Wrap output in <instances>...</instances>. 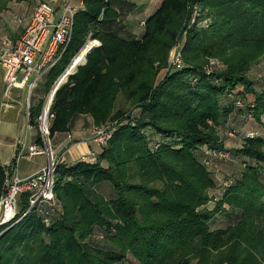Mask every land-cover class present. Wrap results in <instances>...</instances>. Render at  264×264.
<instances>
[{
  "label": "trees",
  "instance_id": "16d2710c",
  "mask_svg": "<svg viewBox=\"0 0 264 264\" xmlns=\"http://www.w3.org/2000/svg\"><path fill=\"white\" fill-rule=\"evenodd\" d=\"M85 5L46 89L90 33L101 46L56 92L50 136L80 114L112 136L92 163H57L49 223L31 211L0 227V264H264V84L249 74L264 61V0H163L140 38L112 30L114 0ZM12 166L0 164V199ZM219 212L231 223L212 228Z\"/></svg>",
  "mask_w": 264,
  "mask_h": 264
},
{
  "label": "built area",
  "instance_id": "2783aa9c",
  "mask_svg": "<svg viewBox=\"0 0 264 264\" xmlns=\"http://www.w3.org/2000/svg\"><path fill=\"white\" fill-rule=\"evenodd\" d=\"M85 9V0H39L25 25L21 18L17 20L19 26H24L16 40L10 36L0 37V66L4 69V82L9 89L26 91L27 129L32 124L31 97L40 81L62 59L73 39L75 18ZM98 20H103V14ZM100 46V40L90 33L79 52L48 90L36 122L43 146L28 147L29 156L46 153L48 164L26 178H21L18 174L9 176L7 190L0 199V227L10 228L31 211L37 212L45 223H49L51 213L57 207L54 192L57 161L50 136L51 122L54 119L53 100L58 89L67 82L70 75L76 73L78 67L86 63L88 54ZM81 53L82 61L74 65L75 59ZM170 64L177 68L182 66L178 46L174 47L170 54ZM99 128L101 130L96 131L94 140L104 146L111 138L112 132L109 127ZM20 156L21 154L18 157ZM7 166H12V161L7 162ZM24 194L28 195L29 207L22 212L20 203Z\"/></svg>",
  "mask_w": 264,
  "mask_h": 264
},
{
  "label": "crops",
  "instance_id": "0c3cea01",
  "mask_svg": "<svg viewBox=\"0 0 264 264\" xmlns=\"http://www.w3.org/2000/svg\"><path fill=\"white\" fill-rule=\"evenodd\" d=\"M25 1H29L30 13H33L36 7L32 5L34 0H22L20 3ZM141 4L142 0H114V8L119 17L113 23L112 30L125 38H140L144 33L146 19L159 7L158 5L151 9L148 8L145 14L140 15L138 11ZM30 13L31 16L32 13ZM24 25H20V27L22 28ZM18 33V31H14L10 37L16 40L19 37ZM0 69L3 81L0 89V128L3 126L2 129L5 132H12L15 135V137L6 136L7 139L12 140L10 147H6V152L12 155L0 164L7 165V162L16 159L13 164V175L18 174L21 178H26L39 172L48 164V155L46 153L28 155L29 146H43L41 135L37 124L32 123L31 127L27 129L26 91L9 89L3 79L4 69L1 66ZM46 78L47 76L40 81L35 89L30 101L31 107H35L41 100L44 101L48 92L45 86ZM95 127L93 118L90 115L80 114L74 117L68 131L55 133L52 136V149L57 163L71 166L79 161L94 162L102 151V146L93 139ZM24 145L25 148L23 149ZM20 154L21 156L18 157Z\"/></svg>",
  "mask_w": 264,
  "mask_h": 264
},
{
  "label": "rangeland",
  "instance_id": "374dc122",
  "mask_svg": "<svg viewBox=\"0 0 264 264\" xmlns=\"http://www.w3.org/2000/svg\"><path fill=\"white\" fill-rule=\"evenodd\" d=\"M163 0H142V4L139 8V14L143 15L145 14L146 10L148 8H154L155 6L161 5ZM21 1H17L16 3H12L10 5V8L5 11L4 13H0V37L4 36H11V33H14V31L20 32L21 27L19 26L17 20L19 18L22 19L23 24L29 21V13L31 10V7H29L30 3L29 1H25L24 3H20ZM39 2V0H34L32 2V5L35 7L36 4ZM24 6H23V5ZM28 6V7H26ZM24 7V8H22ZM26 7V8H25ZM22 9V10H21ZM32 13V12H31ZM30 13V14H31ZM31 17V16H30ZM194 22L196 23V26L198 28L206 29L208 28L209 20L208 19H201V12L199 9L196 10L194 17H193ZM1 42V41H0ZM250 76L253 79H259L260 81L258 82L260 87H263L264 84V61L258 65L257 67H254L250 71ZM3 81H2V71L0 69V89L2 87ZM247 119V118H246ZM240 124L246 128L248 127H256V123L252 122H247L245 119H242L240 121ZM107 127V126H106ZM3 126L0 128V141L2 144L0 145V162H4L5 160L8 159L12 154L6 152V147H10V143L12 140L7 139L6 136H11L15 137L12 132L7 133L3 129ZM100 129L99 127H95L94 129V134H93V139L96 136V131ZM101 130V129H100ZM98 138V137H97ZM99 143V142H97ZM51 144H52V138H51ZM100 146H102L99 143ZM231 144L227 145L230 147ZM101 191L107 196L108 199H112L116 197L115 191L109 186V185H104L101 187ZM231 217H230V212L228 214L219 212L213 217V222L210 221L211 227L216 228V227H223L226 226L227 224L231 223ZM45 223V221H43ZM120 264H139L138 261L132 256L128 255V257L121 262Z\"/></svg>",
  "mask_w": 264,
  "mask_h": 264
},
{
  "label": "bare ground",
  "instance_id": "6f19581e",
  "mask_svg": "<svg viewBox=\"0 0 264 264\" xmlns=\"http://www.w3.org/2000/svg\"><path fill=\"white\" fill-rule=\"evenodd\" d=\"M83 59V55L82 53L75 59V64L74 65H77L78 63H80Z\"/></svg>",
  "mask_w": 264,
  "mask_h": 264
},
{
  "label": "water",
  "instance_id": "95a60500",
  "mask_svg": "<svg viewBox=\"0 0 264 264\" xmlns=\"http://www.w3.org/2000/svg\"><path fill=\"white\" fill-rule=\"evenodd\" d=\"M8 179H9V176H8Z\"/></svg>",
  "mask_w": 264,
  "mask_h": 264
}]
</instances>
